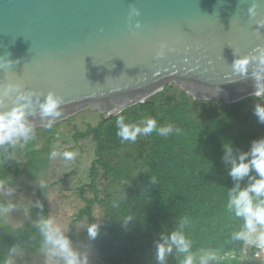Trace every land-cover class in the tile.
<instances>
[{"label":"water","instance_id":"1","mask_svg":"<svg viewBox=\"0 0 264 264\" xmlns=\"http://www.w3.org/2000/svg\"><path fill=\"white\" fill-rule=\"evenodd\" d=\"M259 2L253 19V0H0V64L11 61L0 85L61 97L55 123L87 110L114 116L174 84L234 103L255 92L231 64L264 45ZM28 119L43 127L38 112Z\"/></svg>","mask_w":264,"mask_h":264},{"label":"trees","instance_id":"2","mask_svg":"<svg viewBox=\"0 0 264 264\" xmlns=\"http://www.w3.org/2000/svg\"><path fill=\"white\" fill-rule=\"evenodd\" d=\"M258 104L264 106V99L249 97L230 105L195 101L179 86L172 85L146 103L125 110L111 120L102 116L98 125L88 124L84 132L76 133L74 140H90L95 149L91 178L103 170L107 178L104 187L108 181L114 187L118 183L119 190L116 191L121 192L122 185H132L128 195L120 199L96 197L87 200V206L81 207L70 222L71 233L67 234H71L68 236L73 246L88 248L95 264H153L149 261L151 257L156 259L155 245L160 242V233L176 230L181 220L187 218L189 223L184 231L193 242L192 253L213 249L221 257L237 253L233 260L235 264H264L252 255L241 257L245 243L231 239L243 221L227 211L228 191L236 181L227 174L231 164L224 159L223 150L224 145H230L233 158H237L250 151L253 141L264 138V124L254 114ZM120 116L125 118V123L137 124L153 118L158 127L171 125L173 132L166 136L156 132L140 135L136 144L139 154L136 155L130 146L132 142L122 141L117 135L116 121ZM52 128L49 131H53ZM176 128L180 129L179 133ZM17 147L14 152L17 156L32 159L28 147L24 150ZM15 148L10 145L0 148V184L20 189L23 185V192L28 193L36 176L30 174L27 163L21 165L26 170L17 168L10 172L8 167L15 163L8 152ZM44 166L49 168L46 161ZM250 177L258 178L254 172H250ZM249 182V177H245L239 182L240 187H246ZM81 188L85 190V187ZM39 192L41 194L36 197L34 194L28 197L32 208L24 210L23 207L14 214L23 226L10 228L0 220V261L6 258L12 246L30 254L39 251L42 238L36 224L41 217H48L47 208L41 210L35 206L37 201L46 203V190ZM19 199L21 197L10 196L8 202L16 203ZM96 203L110 213L106 211L107 224L104 222L96 239L89 241L87 231L81 235L76 223L85 218L92 219V208ZM129 219L127 224L123 223ZM174 252L175 249L166 261L176 256Z\"/></svg>","mask_w":264,"mask_h":264},{"label":"clouds","instance_id":"3","mask_svg":"<svg viewBox=\"0 0 264 264\" xmlns=\"http://www.w3.org/2000/svg\"><path fill=\"white\" fill-rule=\"evenodd\" d=\"M260 7L261 3L259 0H253V3L247 9L248 16L253 19L256 18L257 10ZM130 15L138 16L139 11L133 8L130 10ZM256 24L258 28H264V19L256 20ZM139 26V24L136 25V27ZM163 47L164 45H161V49ZM162 55V50L157 53V56ZM10 64V60L4 61L3 64H0V68L6 65L10 66ZM231 69L233 74L240 77H247L250 74L251 78L255 81V92L250 97L264 99V45H258L252 54L235 57L231 64ZM6 101H11L12 106L10 108L7 106ZM62 104V98L51 91L45 95L35 91L22 90L21 86L16 83H4L0 85V148L4 145H10L14 148L17 146L24 148L34 139L35 131L38 129H51L54 125L65 122L70 118H75L83 112L91 111L98 115L101 114L87 110L55 123L63 114ZM37 112L43 127L35 130L34 122L30 121L28 117L37 114ZM121 113L114 116H110L109 114H101L100 116L111 120ZM254 114L257 116L258 121L264 124V106L258 104L255 107ZM116 124L118 127L117 135L122 141L135 142L138 136L150 135L153 132L161 136H166L173 132L171 125L158 127L157 121L153 118H148L137 124L125 123V118L120 116ZM175 131L179 133L180 129L176 128ZM80 140H83V138ZM223 150L224 159L231 164L227 174L236 181L235 186L228 191L227 211L243 221L241 228L232 233L231 239L236 242L245 243L242 256H247V245H250V252L253 253H250V255L258 259H264V138L253 141L250 151L239 154L237 158H233V150L230 145H224ZM76 155L77 153L73 151L59 152L54 150L45 161L48 166H51L52 159L56 157L72 161ZM250 172H254L258 178L250 177ZM245 177H249L250 182L246 187L241 188L239 182ZM152 182L155 183L154 180ZM51 185H54V183L49 184V186ZM44 186L43 182L39 184L41 189ZM122 186L126 187L127 184ZM13 191L12 187H9L7 194L11 196ZM35 206L41 210L43 209V205L39 201L36 202ZM14 207L15 205L8 201L0 203V220L4 218L3 216L6 217ZM130 221L131 219L123 223L127 224ZM188 223L187 218H183L176 230L167 234L160 233V242H157L155 245L157 264H222L224 261L225 263L233 262L234 258L238 255L237 253H231L228 257H221L213 249H209L208 251L198 250L192 253L193 242L185 235L184 231ZM36 228L42 238L39 250L45 257V264H90V253L87 251L81 253L79 249L75 248L72 240L66 235L62 227L56 223L53 217H41L36 224ZM99 228L100 225L98 223L90 224L82 231L81 235H84L85 231H87L88 239H86L89 241L95 240L99 233ZM174 249L176 256L166 261V257L172 254ZM202 251L205 254L201 255L198 261L194 260L193 254ZM21 254L22 250L18 246H12L8 249L6 258L0 261V264H16L13 257Z\"/></svg>","mask_w":264,"mask_h":264},{"label":"rangeland","instance_id":"4","mask_svg":"<svg viewBox=\"0 0 264 264\" xmlns=\"http://www.w3.org/2000/svg\"><path fill=\"white\" fill-rule=\"evenodd\" d=\"M100 115L91 111L83 112L67 123L62 122L54 125L55 128H52L53 131H49V129L46 128L38 129L34 139L31 140L24 148L17 147L20 150H24L28 147L33 155L31 160L29 156H17L14 153L16 148L8 152L13 157L15 163V165L11 166V168L8 167L11 169L10 172L17 170V168L26 170L24 167H21V165L27 163L31 170L30 174L35 173L36 181H33L31 185L32 189L28 193L23 192V185H20L21 189L18 187H12L14 191L11 196L21 197V199L16 201L17 204L12 203L15 205L14 209L11 211L13 215L8 214L6 217L3 216L4 219L2 220L5 223L4 226H11L12 228L23 226V223L17 224L19 219L18 216L14 214L19 212V209H22L23 207L24 210L32 208L28 202V197L33 194L34 197H36L38 193L40 195L41 192L39 191L46 190L44 195L46 203H42V205L44 208L48 209V216L55 219L56 223L59 224L66 232V235H71L67 234L71 233L70 222L74 220V216L81 207L87 206L88 199H95L98 197L99 199L110 198L114 200L128 195V190H131L130 186L132 184H129L126 187H121V192L116 191L119 190L118 183L114 187L111 181H108L104 187L107 178L105 177L103 170H100L99 175L91 178L90 169L94 162L93 157L95 149L90 144V140H74L73 138L76 133L84 132L87 129L88 124H91L92 126L98 125L101 121ZM138 138L139 136L137 137V140L132 142L130 145L132 151L136 153V155L139 154L138 147H136ZM51 145L52 147H49ZM54 150L59 152L73 151L77 153V155L72 161L65 160L62 157H56L55 159H52L51 166H49V168H45V159L49 158L50 153ZM137 171V173H139V170ZM41 182L45 185L42 189L39 187ZM51 183H54V185L49 186ZM88 186H94V189L91 190ZM81 187H85V190L82 191ZM8 188L9 185L5 184L2 186L0 184V203L8 201L10 196L7 194ZM23 201H25V203L20 205ZM92 210L94 212L92 219L85 218L83 221L76 223V226L80 228V233H82V231L90 224L98 223L100 226L104 224V222L107 224L104 216H106V211H108L107 214H109L110 210H107L99 203L93 204ZM75 248H77V246ZM250 248L251 246L247 245V257L250 256ZM79 251L81 253L86 251L89 252V262L90 264H95L96 260L88 248L82 246ZM203 254H205L203 251L193 254L194 260L198 261L199 257ZM13 258L15 259L16 264H45V257L40 250L34 254L22 251L21 255ZM259 260L264 263V259ZM151 262H154L153 264H157V260L153 257L150 258L149 263ZM222 264L235 263H225L224 261Z\"/></svg>","mask_w":264,"mask_h":264},{"label":"crops","instance_id":"5","mask_svg":"<svg viewBox=\"0 0 264 264\" xmlns=\"http://www.w3.org/2000/svg\"><path fill=\"white\" fill-rule=\"evenodd\" d=\"M2 219H4V218H2ZM17 222H18L17 224H19L21 221L18 220Z\"/></svg>","mask_w":264,"mask_h":264}]
</instances>
